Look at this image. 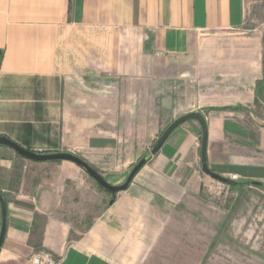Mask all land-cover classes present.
<instances>
[{"label":"crops","instance_id":"0c3cea01","mask_svg":"<svg viewBox=\"0 0 264 264\" xmlns=\"http://www.w3.org/2000/svg\"><path fill=\"white\" fill-rule=\"evenodd\" d=\"M245 4L0 0V136L72 152L118 185L169 124L199 111L209 167L238 176L204 172L192 119L110 197L75 162L0 145V264H36L41 251L55 264H166L164 240L207 187H264V31L245 27Z\"/></svg>","mask_w":264,"mask_h":264},{"label":"rangeland","instance_id":"374dc122","mask_svg":"<svg viewBox=\"0 0 264 264\" xmlns=\"http://www.w3.org/2000/svg\"><path fill=\"white\" fill-rule=\"evenodd\" d=\"M245 5V27L264 31V0ZM207 188L164 240L174 254L166 264H264V187Z\"/></svg>","mask_w":264,"mask_h":264},{"label":"water","instance_id":"95a60500","mask_svg":"<svg viewBox=\"0 0 264 264\" xmlns=\"http://www.w3.org/2000/svg\"><path fill=\"white\" fill-rule=\"evenodd\" d=\"M197 120L202 127V148H201V157H202V168L204 172L211 175L212 177L216 178L217 180L227 183L229 185L237 186L238 182L235 180L229 179L224 177L214 170H212L207 161V143H208V127L205 116L199 112L194 111L187 114H184L174 120L169 126L163 131L159 139L157 140L156 144L153 146L150 152L145 154L133 167L131 172L129 173L126 181L122 184H112L108 182V180L92 165H90L86 160L81 158L80 156L72 153V152H52V153H42L36 152L30 149H27L17 142L13 141L12 139L8 138L7 136H0V145H6L13 148L16 152L20 155L34 160V161H55V160H68L75 162L79 166H81L96 182L106 191L111 193L113 196H116L117 193L126 190L137 173L144 167V165L148 162L150 157L156 154L170 136V134L182 123L188 120ZM260 184V183H258ZM0 204H1V214H2V224L0 230V250L3 245L5 233H6V226H7V203L6 199L3 194L0 192Z\"/></svg>","mask_w":264,"mask_h":264},{"label":"built area","instance_id":"2783aa9c","mask_svg":"<svg viewBox=\"0 0 264 264\" xmlns=\"http://www.w3.org/2000/svg\"><path fill=\"white\" fill-rule=\"evenodd\" d=\"M232 180H237L238 176L237 174H233L230 177ZM32 260L36 264H55V260L52 258V256L47 252H38L32 257Z\"/></svg>","mask_w":264,"mask_h":264}]
</instances>
